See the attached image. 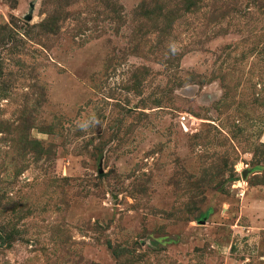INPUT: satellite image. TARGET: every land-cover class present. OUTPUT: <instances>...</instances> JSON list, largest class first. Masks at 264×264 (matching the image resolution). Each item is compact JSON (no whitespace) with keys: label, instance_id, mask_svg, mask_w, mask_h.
I'll return each instance as SVG.
<instances>
[{"label":"rangeland","instance_id":"1","mask_svg":"<svg viewBox=\"0 0 264 264\" xmlns=\"http://www.w3.org/2000/svg\"><path fill=\"white\" fill-rule=\"evenodd\" d=\"M0 264H264V0H0Z\"/></svg>","mask_w":264,"mask_h":264}]
</instances>
